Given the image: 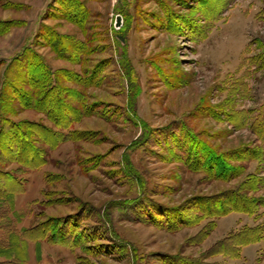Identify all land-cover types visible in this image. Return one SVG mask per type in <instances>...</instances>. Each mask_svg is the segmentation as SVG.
Masks as SVG:
<instances>
[{
  "label": "rangeland",
  "instance_id": "obj_1",
  "mask_svg": "<svg viewBox=\"0 0 264 264\" xmlns=\"http://www.w3.org/2000/svg\"><path fill=\"white\" fill-rule=\"evenodd\" d=\"M76 1L0 0V19L20 21L0 33V104L4 91L12 99L0 128L48 127L36 142L46 162L0 193V262L264 264V234L228 240L264 224V207L199 210L258 160L217 180L193 170L184 149L190 132L219 153L264 150V0ZM3 147L1 171L16 170Z\"/></svg>",
  "mask_w": 264,
  "mask_h": 264
},
{
  "label": "trees",
  "instance_id": "obj_2",
  "mask_svg": "<svg viewBox=\"0 0 264 264\" xmlns=\"http://www.w3.org/2000/svg\"><path fill=\"white\" fill-rule=\"evenodd\" d=\"M74 4H78V1L73 0ZM20 21H14V20H1L0 19V33L6 32L10 27L18 25ZM56 35H53L54 44L55 40L57 42L58 37L56 38ZM60 38H66L61 37ZM70 47L75 51H77L80 47L77 46L72 42V40H69L67 42ZM54 46V45H53ZM60 47H63V45H60ZM74 47V48H73ZM61 50V49H60ZM71 54V53H70ZM72 55V54H71ZM19 59V58H18ZM263 62L264 65V59L261 61V64ZM9 80L5 83V86L10 84H14V86L17 85L19 78L17 79L16 76H9ZM14 79L16 82L14 83ZM25 81V78L23 79ZM41 83V80L37 82L36 88L40 89L39 84ZM47 83L44 85L46 86ZM4 86V87H5ZM52 86H50L51 88ZM57 90H62L60 86L56 85ZM48 88V87H47ZM34 90H32L33 92ZM5 92V91H4ZM3 92V97L1 98V104H0V119L2 118V114L7 115V112H10L9 110V104L7 106V103L12 100L11 96L8 94H5ZM40 90H38L37 94H40ZM19 93L23 96L26 94H30L29 91H19ZM27 97V103L24 104L26 108H33L35 107L36 102H34L33 97L31 95H28ZM11 107V105H10ZM13 109V107H11ZM8 119H5V123H2V127L0 128V146H4L3 148L8 149L10 151V158L13 160L18 161L21 166L18 167L16 170L13 171H1L0 169V175L2 176V179L5 180V188L0 189V193H10L12 192V187L10 185H7L8 182H12L11 185L14 186L13 180H17V175L21 173L23 168H33V166H37L38 164H42L46 162V159L44 157L43 148H40L36 145V142H41L42 139L46 141L47 135L44 133V129H47L45 125L41 126V123H34L32 121H25L22 123H7ZM4 122V121H2ZM58 125V124H57ZM263 126V132H264V124ZM9 128L7 129V127ZM38 126L37 131L35 130V127ZM60 126V125H58ZM60 127H66L61 125ZM253 130L257 131L256 124L252 125ZM12 130L14 133L15 138H10L8 135V130ZM43 129V130H40ZM8 136V138H7ZM189 136V142L190 144L187 145L186 150L187 158L190 163V167L193 170H202L209 178L217 179V180H232L235 178L240 177L246 172L247 163L248 161L258 160V167L256 168V172L253 174H250L245 180L240 183V185L236 188L229 189L226 191H223L218 194H213L211 196H206L203 199V207L199 210L201 212H204L206 214H209L211 216H221L225 215L231 211H243L246 213H255L256 209L258 207H264V194L262 195H249L248 192H258L262 188H264V175L259 176L263 173L264 167L261 161L264 162V150L260 148H240L235 149L232 151H227L224 153H219L215 148H212V146L208 145L201 139H197L196 135L192 133H188ZM259 139L264 142V134L259 137ZM12 142L14 146L10 148L11 146H8ZM12 161V160H9ZM233 162H239V164L235 165ZM5 164L2 158H0V165ZM3 172V173H1ZM10 186V187H7ZM7 190V191H6ZM8 193V194H9ZM200 205V204H199ZM170 218V217H169ZM41 229V224L36 225L32 228H27L29 232L33 231H39ZM44 229H42V235L44 236ZM264 234V224L258 225L256 227H252L251 229L247 231H243L241 234H236L235 236L229 238L230 242L241 241L240 244H243L244 242L250 243V241H256L261 238V236ZM238 238V239H236ZM229 246L227 242L224 244V242H221L220 247L226 248ZM229 250H233L232 247L228 248ZM220 251V248H217L216 253ZM215 253V252H214ZM0 264H21L20 262H0Z\"/></svg>",
  "mask_w": 264,
  "mask_h": 264
},
{
  "label": "water",
  "instance_id": "obj_3",
  "mask_svg": "<svg viewBox=\"0 0 264 264\" xmlns=\"http://www.w3.org/2000/svg\"><path fill=\"white\" fill-rule=\"evenodd\" d=\"M117 20H118V21L120 20V16H118Z\"/></svg>",
  "mask_w": 264,
  "mask_h": 264
}]
</instances>
